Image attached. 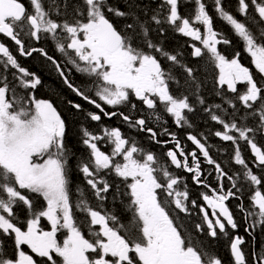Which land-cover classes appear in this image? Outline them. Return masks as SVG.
Wrapping results in <instances>:
<instances>
[{"label": "snow or ice", "instance_id": "1", "mask_svg": "<svg viewBox=\"0 0 264 264\" xmlns=\"http://www.w3.org/2000/svg\"><path fill=\"white\" fill-rule=\"evenodd\" d=\"M182 3L194 6L187 15ZM230 7L212 0L242 49L214 26L205 0H0V35L19 57L39 54L95 110L67 103L98 126L80 125L85 151H75L55 102L36 95L40 76L0 41V264H224L206 237L227 242L231 264H264L254 232L264 236V0H236L235 14ZM169 32L190 38L187 56L184 45L166 46ZM42 40L60 58L37 46ZM210 75L219 103L203 94ZM198 111L220 126L210 134L230 142L239 169L213 158L204 133L186 132L188 150L168 128L165 116L192 129ZM103 118L146 134L162 153ZM74 170L84 186L73 183ZM176 170L207 191L192 199ZM191 209L202 217L189 226ZM237 214L253 241L247 249Z\"/></svg>", "mask_w": 264, "mask_h": 264}, {"label": "trees", "instance_id": "2", "mask_svg": "<svg viewBox=\"0 0 264 264\" xmlns=\"http://www.w3.org/2000/svg\"><path fill=\"white\" fill-rule=\"evenodd\" d=\"M210 1L212 3V0H210ZM235 3H236V0H225V4L226 5H232V7H230L229 10L233 11L234 14H235ZM210 14L214 18V26L218 30H220V31L224 32L225 34H227L232 39L233 46H236V45L239 46L240 43L237 41V38L232 34L230 28L226 25V23H224L220 19L216 18V14H215V12L212 9L210 10ZM168 37H169V43H166V46L169 47V48L178 47V46L183 45L185 43L183 38H181V37H179V36H177L175 34H169L168 33ZM192 62L195 63L196 61H192ZM48 76L49 75H47V74H45V76H43V75L41 76L42 80L44 81V84H47V79H49ZM212 88H213L212 77H209L208 83H207V85H206V87H205V89L203 91V94L206 97L208 95L213 97V94L211 92ZM46 92L48 94H51L52 96L59 97L60 99H64V97L60 95L61 93H63V94L67 93L66 89L63 88V86H61L60 84H56V83L55 84L48 83V87H47ZM212 102H215L214 98L209 103H212ZM64 114H65V117H66V119L68 121V130H67V132H68V143L71 146H73L74 150L77 151V152L85 151L83 149V147L81 145H79L78 141H79V137H80V132H79L80 125H81L80 123H85L86 120L84 118H82L80 113L75 112L73 109H71V111L70 110L65 111ZM200 121H202L205 124H208V125H211V126H215L214 124H212L209 121L208 115L206 113H205V120H200ZM192 122L194 123V127L192 129H188V131H191L194 134L201 133L199 131V129H198V126H197L196 122L194 120H192ZM197 123H199V122L197 121ZM91 127H95V126H91ZM177 131L178 130L175 128V132H177ZM179 135L182 136L180 139L182 140V143L185 144V139L183 137L182 132H179ZM207 144L211 146L210 147V154L213 156L214 159H216L217 161L223 160L226 165H229V160L228 159L226 160V159L222 158V156L219 154V151H218V148H217V144L215 142L207 139ZM151 146H153V145L151 144ZM153 148H155V146ZM244 155L247 158L245 151H244ZM206 170L211 172L212 171V166L205 165L204 166V172ZM72 180H73L74 184H80L81 186H84L82 184V181H83L82 177L75 170L72 172ZM213 181H214V174L210 175V177H209V182L212 185H213ZM193 189H196V188L194 187ZM197 190L201 191V189H199V188H197ZM196 191L191 189V198L192 199H198L199 196L197 195ZM204 191H206V189H204ZM236 203H237V201H236ZM245 203H247V201H245ZM116 207H117V210H119V205H117ZM231 208L234 209L235 206H233ZM191 213H192V215L188 218V219H190L189 220L190 221V225H193L192 221H198V222L201 221V215L196 209L191 210ZM21 215H23V213H21ZM237 221H238V224L240 226L236 230V234H239V235H241L243 237H246L247 234L244 232V220H243V217L240 214H237ZM41 223L47 224L46 220H43V219H42ZM49 227L50 226L48 225L46 230L49 229ZM254 232H255V235L260 236L259 229H255ZM206 239H208L212 243L214 249L218 252L219 256L223 259L224 264L225 263L226 264H231L230 258H229V254H228V247H226L222 243H220L219 239L214 240V241L211 240V238H206ZM260 242H264V236H260V239L257 238V240H256L257 247L259 246ZM25 250L28 251L26 246H25ZM8 252L11 253V245H10V243H9V247H8Z\"/></svg>", "mask_w": 264, "mask_h": 264}, {"label": "flooded vegetation", "instance_id": "3", "mask_svg": "<svg viewBox=\"0 0 264 264\" xmlns=\"http://www.w3.org/2000/svg\"><path fill=\"white\" fill-rule=\"evenodd\" d=\"M23 2L26 4V6H28V2L26 0H23ZM169 34H173V33L169 32ZM177 36H179V37L184 39L185 43L183 44L184 45L183 51L185 52V55L187 56L188 51H189V47L187 46L186 42H190V38L183 37V36H180V35H177ZM0 41H3L4 43H6L10 47V49L13 51V54L17 55V58L19 59V61L22 64V66L27 67L30 71H33V72L37 73V75H39L40 78H41L42 75L43 76H45V74L49 75L48 76L49 79H47V84H44V81L41 78L42 85L40 87H38V89L36 91V95H37L38 98L52 99L55 102L58 110L62 113L63 117L65 118V120L67 122V130H68V121H67V119L65 117L64 112L67 111V110L71 111V109H73L67 103V101L71 100V101L76 102V103H81L86 110H95V109L92 108L91 105H89L87 102L83 101L81 98L77 97L75 95V93H73L70 89H68L66 87V85L63 84L62 79L58 76V74L55 72V70L50 65H48L43 60V58L39 56V54H33V57H28V58L19 57V55H18V53L16 51V46L8 38L0 35ZM166 43H169V39L166 41ZM37 46L45 47L49 51V54L54 55L57 58H60V54L56 53L54 51L51 42L42 40L40 42V44L37 45ZM70 75H71L73 81L76 84H80L81 83L80 74L73 72V73H70ZM48 83H50V84H55L56 83V84H60L61 86H63V88L66 89L67 93L66 94L61 93L60 95L63 96L64 99H60L59 97H55V96H52L51 94H48L46 92L47 87H48ZM105 107H107V106H105ZM109 110H111V109H109ZM74 111L77 112L76 110H74ZM77 113H79V112H77ZM80 115L82 116V118H84L82 113H80ZM165 119L168 120V125L167 126L170 129V131H175L176 126L172 123L171 118H169V117L167 118L166 117ZM103 123L105 125H108V126H118V127L121 128L122 132H124L125 134H131V135L136 136L137 139H139L146 147H151L152 150L156 151L158 154L162 153V151H163L161 146H158V145H155V144H152L153 146L149 145L148 141H147L146 134H144V133H139L138 134L134 130H130L124 123H122L119 120V118H113L112 120H108L107 118H103ZM80 124H82V123H80ZM83 124H86L87 127H89V129H97L98 130V126H97L96 122L86 121ZM91 126H95V127H91ZM160 138L161 139H166V137H160ZM154 146H155V148H153ZM170 146L171 145H169V147ZM103 150L107 151V149H104V148H103ZM202 168L204 169V164H202ZM176 171H177L178 174L183 175L186 178V181H188V180L191 181V174L183 173V172H181V170H176ZM204 173H205V176H207V179H209V175H208L209 171L206 170ZM80 176L82 177V180H83V176L81 174H80ZM82 184L84 185V180L82 181ZM197 187L199 188V187H202V186H197ZM227 203H228V206L231 208V207L235 206L236 200L235 199H231ZM209 214L211 215V211H209ZM189 220L190 219H187V221L189 223V226H191ZM192 222H193V224H195L194 221H192ZM246 226L247 225L244 222V228ZM256 237L258 239H260V236L256 235ZM244 238L246 240V245L244 247L247 249L248 245L251 244L253 241H252V238L249 237L248 235H246V237H244ZM61 239H62V236H61ZM219 240H220V243H222L224 246L228 247L227 246V242L223 238H219ZM228 254H229V258H230V262H231L229 249H228Z\"/></svg>", "mask_w": 264, "mask_h": 264}, {"label": "rangeland", "instance_id": "4", "mask_svg": "<svg viewBox=\"0 0 264 264\" xmlns=\"http://www.w3.org/2000/svg\"><path fill=\"white\" fill-rule=\"evenodd\" d=\"M28 2V0H26ZM206 4L208 5V9H209V12L210 10L212 9V3L210 0H205ZM194 6L191 5V4H188V5H184L183 3L181 4V13L182 14H185L187 15L188 14V11H190ZM193 43H198V42H193ZM221 48L222 51H224L226 54H229L231 55L233 49L232 48H227L225 46H219ZM236 49H242V45L240 44L239 46H234ZM191 51V49L189 48V51L188 53ZM241 60H242V63H244L246 66H249L251 67L250 65V58L247 56V54L243 53L242 52V57H241ZM253 71L255 72V70L253 69ZM211 77V75L209 76ZM238 87H242L240 85H238ZM212 92V91H211ZM213 98L215 100L216 103H219L220 102V98L219 97H216L213 95ZM167 116H165L166 118ZM168 118V117H167ZM190 119L194 120L198 126V129L201 133H204L209 140L215 142L217 144V147H218V151L219 149H224V148H227V151H219L220 155L224 158V159H228L230 161V157H231V154H232V147L230 145V142H223L221 141L219 138L215 137L214 135H211L210 133L216 131L220 126L219 125H216L214 122H212L210 119L209 121L214 124L215 126H211V125H208V124H205L203 123L202 121L200 120H205V113L202 112V111H198L197 114L195 116H190ZM197 121L199 123H197ZM179 129V128H178ZM180 131H182L184 133V138L186 140V132L188 131V129H179ZM187 141V140H186ZM188 143V150H192L194 148V146L191 144V142L187 141ZM104 149H107V147H105ZM103 150V149H102ZM108 150V149H107ZM246 152V156L249 157L250 156V152L248 150H244ZM202 159V158H201ZM221 165L226 167V170H228L230 173L234 170H237L239 169V166L238 165H234L232 163H229V165H226L224 163V161H220ZM206 164H204L205 166ZM210 177V176H209ZM209 180V179H208ZM188 184L192 185L193 187H195L196 189L198 188L196 186V184H194L193 182L191 181H186ZM213 186H216V180H215V175H214V181H213ZM199 189H201V191H198L199 193L200 192H203L204 191V188L203 187H199ZM183 215V214H181Z\"/></svg>", "mask_w": 264, "mask_h": 264}, {"label": "crops", "instance_id": "5", "mask_svg": "<svg viewBox=\"0 0 264 264\" xmlns=\"http://www.w3.org/2000/svg\"><path fill=\"white\" fill-rule=\"evenodd\" d=\"M176 129L178 130L176 133L178 134V136L181 138L182 136L181 135H179V132H182V131H180L177 127H176ZM182 134H183V137H184V133L182 132ZM185 139V138H184ZM185 146H186V148H188V143H187V141L185 140V144H184ZM218 148V147H217ZM220 154V153H219ZM223 158V157H222ZM220 161H222V160H220ZM220 161H218V162H220ZM188 187H190L189 188V192H190V196H191V189L192 190H197V189H193L194 187L192 186V185H190V184H188ZM207 191V190H206ZM196 193H197V195L199 196V192H198V190L196 191ZM198 203H203V201L202 200H198ZM205 207L207 208V205H205ZM191 210H193V209H191ZM197 211H198V209H196ZM208 211H211V209L209 208V209H207ZM199 212V211H198ZM191 215H192V213H191ZM200 215H201V217H202V214L200 213ZM190 217V216H189ZM189 217H186V219H188ZM195 223H197L198 221H194Z\"/></svg>", "mask_w": 264, "mask_h": 264}, {"label": "bare ground", "instance_id": "6", "mask_svg": "<svg viewBox=\"0 0 264 264\" xmlns=\"http://www.w3.org/2000/svg\"><path fill=\"white\" fill-rule=\"evenodd\" d=\"M207 100H208V102H211V100L213 99V97L212 96H210V95H208L207 97ZM86 125V124H85ZM87 126V125H86ZM107 203V202H106ZM42 224V226L46 229L47 227H48V225L47 224H45V223H41Z\"/></svg>", "mask_w": 264, "mask_h": 264}]
</instances>
